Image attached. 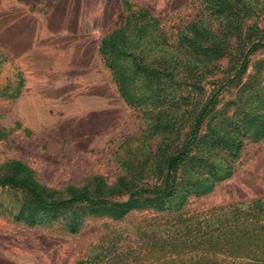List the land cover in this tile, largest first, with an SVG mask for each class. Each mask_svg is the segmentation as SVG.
<instances>
[{"label":"rangeland","instance_id":"obj_1","mask_svg":"<svg viewBox=\"0 0 264 264\" xmlns=\"http://www.w3.org/2000/svg\"><path fill=\"white\" fill-rule=\"evenodd\" d=\"M129 1L157 17L170 44L191 22L223 31L228 51L201 83L202 95L191 93L189 109L233 75L250 41L264 37V0L236 2L227 17L211 14L203 0ZM125 14L123 0H0V164L21 160L38 182L59 191L95 175L109 184L120 176L159 183L163 135L153 133L142 107L119 95L99 52ZM263 102L264 47L249 55L241 80L220 92L215 108L228 107L230 115L236 103L240 118L244 109L264 114ZM215 111L202 133L222 118L211 119ZM233 166L230 177L179 210L145 208L119 219L88 214L75 234L60 220L34 226L15 220L24 195L0 186V264H264L262 233L224 234L233 222L229 206L264 198V139L245 140Z\"/></svg>","mask_w":264,"mask_h":264},{"label":"trees","instance_id":"obj_2","mask_svg":"<svg viewBox=\"0 0 264 264\" xmlns=\"http://www.w3.org/2000/svg\"><path fill=\"white\" fill-rule=\"evenodd\" d=\"M203 1L211 14L227 17L232 6L241 0ZM123 7L126 12L123 24L101 39L99 52L119 95L126 104L142 107L153 133L163 135L157 149L162 158L159 183L140 185L120 176L109 184L104 177L95 175L81 186L69 184L59 191L38 182L33 170L21 160H7L0 164V186L24 195L14 216L19 222L34 226L60 220L65 231L75 234L88 214L119 219L132 210L145 208L179 210L191 196L211 192L216 184L232 175L234 161L245 140L264 139V114L244 109L242 116L236 118V103L235 113L230 115L228 107L222 111L215 108L220 92L241 80L249 55L264 47L263 36L244 47L230 78L212 89L198 109H189L191 93L202 95L201 83L214 73L217 62L228 51L223 31L191 22L177 31L175 43L170 44L160 29V21L147 8L129 0H123ZM225 33L230 34L231 30ZM22 83L18 76V86ZM214 110L211 119L222 118L215 124L209 123L207 132L202 133L206 118ZM187 120L184 138L173 147ZM123 195L124 199H116ZM227 214L230 215L227 219L233 222L224 234L260 232L264 237V198L229 206ZM238 225L242 228L237 229ZM208 239H213L212 235ZM261 258L263 261V251Z\"/></svg>","mask_w":264,"mask_h":264}]
</instances>
